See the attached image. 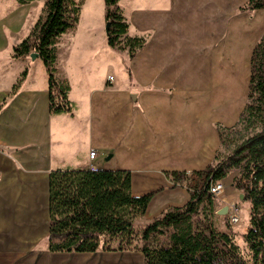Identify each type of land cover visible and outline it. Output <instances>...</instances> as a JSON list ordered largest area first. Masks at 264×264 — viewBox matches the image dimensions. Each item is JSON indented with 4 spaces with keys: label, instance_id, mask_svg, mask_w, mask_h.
Returning a JSON list of instances; mask_svg holds the SVG:
<instances>
[{
    "label": "crops",
    "instance_id": "obj_1",
    "mask_svg": "<svg viewBox=\"0 0 264 264\" xmlns=\"http://www.w3.org/2000/svg\"><path fill=\"white\" fill-rule=\"evenodd\" d=\"M73 2L77 21L56 40L54 64L72 115H51L42 61L13 57L45 2L0 0V264H143L138 251L51 252L50 173L131 172L133 197L156 192L134 220L147 225L189 199L184 177L166 173L209 167L220 148L215 125L233 126L244 107L220 93L219 69L236 67L237 53L250 63L264 9L242 10L249 0H119L125 37L146 40L129 60L127 48L107 45L104 0Z\"/></svg>",
    "mask_w": 264,
    "mask_h": 264
},
{
    "label": "trees",
    "instance_id": "obj_2",
    "mask_svg": "<svg viewBox=\"0 0 264 264\" xmlns=\"http://www.w3.org/2000/svg\"><path fill=\"white\" fill-rule=\"evenodd\" d=\"M24 4L33 0H17ZM119 0H104L107 45L128 50V59L145 44L141 37L128 38V23L117 7ZM264 9V0H249L245 10ZM73 0H45L44 15L30 35L13 49V57L37 54L47 72L49 113L72 115L68 87L57 83L55 42L77 21ZM124 37V38H123ZM25 73H23V76ZM220 142L213 163L191 174L201 184L188 189L182 207H172L135 231L134 220L144 215L156 192L131 195V172L104 169H60L49 175L50 225L47 246L51 252L95 253L138 251L143 264H264V36L254 46L249 63L246 103L231 127L215 125ZM222 151L226 152L223 154ZM231 171H238L232 186L249 206L244 242L250 263L232 237L214 226L211 189Z\"/></svg>",
    "mask_w": 264,
    "mask_h": 264
},
{
    "label": "rangeland",
    "instance_id": "obj_3",
    "mask_svg": "<svg viewBox=\"0 0 264 264\" xmlns=\"http://www.w3.org/2000/svg\"><path fill=\"white\" fill-rule=\"evenodd\" d=\"M44 1L45 0H40ZM77 4H80L81 0H74ZM44 15V7H43ZM43 15L40 17L42 18ZM254 24V22H253ZM256 27V25H255ZM253 27L251 44L254 46L264 36V29L261 30ZM237 53L236 67H228L219 69L221 79L219 81L220 93L224 95L227 93L230 97L235 98L236 111L239 112L242 108V104L246 103L247 87L249 82V59H239ZM221 125V124H220ZM223 154L226 152L222 151ZM103 162V161H102ZM105 163V162H104ZM238 176V171H231L227 177L221 181L223 185V191L218 196H214V226L217 231L229 234L234 243L240 249L242 256L250 263V253L244 242V234L249 224V206L240 197V191L232 186L233 179ZM183 179V178H182ZM187 189L194 188L201 184V179L196 176L184 178ZM226 208V213L220 212ZM235 213L238 218L237 223L230 222V215ZM143 224L135 223L134 228L139 233Z\"/></svg>",
    "mask_w": 264,
    "mask_h": 264
},
{
    "label": "built area",
    "instance_id": "obj_4",
    "mask_svg": "<svg viewBox=\"0 0 264 264\" xmlns=\"http://www.w3.org/2000/svg\"><path fill=\"white\" fill-rule=\"evenodd\" d=\"M95 155H96V153L94 151H90L88 154V158L90 160H93ZM222 191H223V185H222L221 181L215 183L211 189V193L213 194V196H218L219 194H221ZM237 221H238L237 216L235 215V213H232L230 215V222L231 223H237Z\"/></svg>",
    "mask_w": 264,
    "mask_h": 264
},
{
    "label": "water",
    "instance_id": "obj_5",
    "mask_svg": "<svg viewBox=\"0 0 264 264\" xmlns=\"http://www.w3.org/2000/svg\"><path fill=\"white\" fill-rule=\"evenodd\" d=\"M108 28H109V23H106L105 24V32L107 33V31H108ZM29 57L31 58V59H36L37 58V54H35V53H31L30 55H29ZM240 197L242 198V195H240ZM221 214H225L226 213V208L225 209H223L221 212H220Z\"/></svg>",
    "mask_w": 264,
    "mask_h": 264
}]
</instances>
